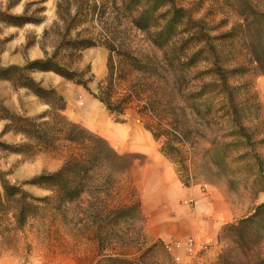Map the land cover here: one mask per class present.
Instances as JSON below:
<instances>
[{
	"label": "trees",
	"instance_id": "obj_1",
	"mask_svg": "<svg viewBox=\"0 0 264 264\" xmlns=\"http://www.w3.org/2000/svg\"><path fill=\"white\" fill-rule=\"evenodd\" d=\"M10 8L0 9V23L21 27L31 21L24 13H9ZM108 8L116 16L106 18ZM89 9L93 13L97 9L98 16H91L90 22L103 23L100 30H95L97 26L92 24L71 33L87 21L77 11L63 19L64 31H56L50 53L44 51L42 58L21 65L0 66V80L7 81L15 90L23 88L47 106L43 112L29 116L9 109L0 98V121H3L0 153L33 158L42 152H63L64 158L57 170L21 182H11L0 169V231L8 226L21 229L30 218L46 209L67 216L70 208L82 204L83 195L94 200H86L85 215L100 226L129 219L133 210L140 207L138 200L108 207L105 196L126 174L131 160L114 150L103 137L69 120L63 113L64 97L55 87L34 79L33 71H52L82 86L110 113L124 115L132 110L152 137L161 140L159 150L177 166V173L187 177L185 149H193L206 134L208 147L204 154L210 163L226 174L248 172L253 182L259 184V190L264 191V162L243 122L242 112L250 106L237 100L236 87L230 83L231 77H243L250 72L264 76V9L248 5L241 13L243 16H239L241 23L216 36H211L201 21L186 16L185 10L173 0H101L100 3L90 0ZM122 19L144 36L141 40L145 46H132L129 31L119 30ZM53 24L56 27L57 23ZM47 32L44 30L43 34ZM216 41L218 46L239 41L247 67L222 65L223 57ZM92 46H102L108 51L106 74L95 90L89 87L94 77L90 66L83 70L73 68L81 51ZM200 62H208L210 66L196 71ZM255 105L261 109L258 100ZM219 131H223L221 136ZM8 132L19 136L20 142L1 140ZM239 145L243 150L234 157L243 162L244 169L233 167L229 161L231 147ZM26 184L42 188L50 195H33L24 189ZM99 194H104L105 199L98 200ZM221 240L226 246L217 256L218 264H264V254L258 253L264 245V200L247 216L222 226L217 235V241ZM105 259L117 264H144L143 256L127 259L108 255Z\"/></svg>",
	"mask_w": 264,
	"mask_h": 264
},
{
	"label": "rangeland",
	"instance_id": "obj_2",
	"mask_svg": "<svg viewBox=\"0 0 264 264\" xmlns=\"http://www.w3.org/2000/svg\"><path fill=\"white\" fill-rule=\"evenodd\" d=\"M59 2L60 6L57 8ZM97 2L100 3L101 0ZM173 2L185 10L186 16L205 24L211 36L229 32L232 27L241 23L239 16H243L241 13L245 12L248 5L258 10L264 9V0ZM88 5L90 6V0H0V9L6 10L10 6L9 13H24L25 17L31 20L21 27L0 23V66L21 65L27 60L36 59L31 48L29 49L32 45L39 47V55L42 54L40 58L44 56V51L50 53L57 38L56 31H64L63 19L74 16L77 11L81 13L80 16H86L87 21L77 25L71 33L85 30L92 24L97 26L95 30H100L103 23L98 25L95 20L90 22L91 16H98L97 9L93 13ZM111 12L112 9L108 8L104 16H116L115 12ZM122 21L119 30L129 31L132 46H145L141 40L144 36L129 27L124 19ZM53 23H57L56 27ZM44 30L48 32L43 34ZM216 42L223 57L222 65L246 66L247 59L243 55L244 51L239 50V41H227L222 46H218L219 42ZM107 54L108 51L102 46L88 47L81 51L80 59L73 64V68L77 70H83L86 65L90 66V73L94 76L89 83L92 90H95L97 82L106 74ZM22 59L23 63H18ZM208 66V62H200L195 68L200 71ZM252 73L243 77L233 76L230 83L236 87L237 100H243L245 106H250L242 112L243 122L248 126L247 131L255 144L254 147L264 162V76H254ZM31 75L43 85L55 87L64 97L66 105L63 113L69 120L103 137L114 150L131 160L128 171L120 178L109 196H105V199L104 194L96 195L98 200L104 198L109 208L138 200L140 207L133 210L134 213L129 219H121L117 224L103 226L94 224L89 215H85L83 208L87 209L86 200L94 201L87 195L82 196L83 202L80 206L70 208L67 216L46 209L39 216L30 218L21 229L8 226L5 231H0V264H117L108 262L105 259L108 255L124 256L127 259L143 256L144 264H218L217 256L226 246L224 240L217 241L211 250H206L209 246L199 247L194 250L192 256L177 250L173 254L164 248L163 243L177 238L169 237L164 242L161 239H152L148 235L145 208L159 202V205L163 206L170 204V193L155 190L161 177H164L166 181H184L187 187L196 186L202 189L215 186L221 189L239 210L248 212L264 200V191L259 190V184L253 182L251 174L245 171L240 173L243 170L226 174L210 163L204 154L208 147L206 134L205 139H200L193 149H185L188 174L187 177L184 173L179 174L177 166L160 152L161 140L152 137L132 110H127L124 115L110 113L82 86L52 71H33ZM0 98L9 109L29 116L37 115L47 108L34 95L27 94L23 88L15 90L4 80H0ZM257 100L261 105L260 110L255 105ZM83 104L87 105L90 112H96L95 122L86 116ZM2 126L3 121H0V131ZM222 134L223 131L218 132L219 136ZM1 140L7 143L20 142L19 136L12 132L6 133ZM230 150V164L244 169L243 162L234 157L243 150V146H232ZM63 160V152H42L33 158H25L16 153H0V169L7 173L6 177L11 182H21L40 173L57 170ZM24 189L39 197L50 195L48 191L33 185L26 184ZM177 203L186 206L190 211L195 209L194 200L188 195L181 196ZM258 253L264 254V245L258 249ZM176 255L180 259L177 260Z\"/></svg>",
	"mask_w": 264,
	"mask_h": 264
},
{
	"label": "crops",
	"instance_id": "obj_3",
	"mask_svg": "<svg viewBox=\"0 0 264 264\" xmlns=\"http://www.w3.org/2000/svg\"><path fill=\"white\" fill-rule=\"evenodd\" d=\"M30 48L34 58L41 57L42 54L39 55L41 51L37 45H32ZM23 61L24 59L18 63H23ZM155 190L165 194L170 193L172 197L169 205H159L158 201V204L145 208L147 227H149L148 235L152 239H161L163 242L169 237L181 240L192 238L195 249L209 246L206 250H211L217 242V235L222 226L235 222L253 211V209L248 212L239 210L223 191L215 186L202 189L196 186L187 187L179 180L177 182L172 179L166 181L164 177H161ZM187 195L194 200L195 209L193 211L177 203L181 196ZM181 252L183 250L179 251Z\"/></svg>",
	"mask_w": 264,
	"mask_h": 264
},
{
	"label": "built area",
	"instance_id": "obj_4",
	"mask_svg": "<svg viewBox=\"0 0 264 264\" xmlns=\"http://www.w3.org/2000/svg\"><path fill=\"white\" fill-rule=\"evenodd\" d=\"M164 248L169 251V252H174V251H185L188 255L192 256L194 254V240L192 238H187L184 241L178 240V239H173V240H168L163 243ZM175 258L178 260L180 259L179 256H175Z\"/></svg>",
	"mask_w": 264,
	"mask_h": 264
},
{
	"label": "bare ground",
	"instance_id": "obj_5",
	"mask_svg": "<svg viewBox=\"0 0 264 264\" xmlns=\"http://www.w3.org/2000/svg\"><path fill=\"white\" fill-rule=\"evenodd\" d=\"M84 105V104H83ZM83 111L86 113V116H89L92 120V122H95L94 120H96V112H90L88 109H87V105L85 104L84 105V108H83Z\"/></svg>",
	"mask_w": 264,
	"mask_h": 264
}]
</instances>
